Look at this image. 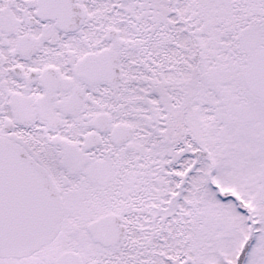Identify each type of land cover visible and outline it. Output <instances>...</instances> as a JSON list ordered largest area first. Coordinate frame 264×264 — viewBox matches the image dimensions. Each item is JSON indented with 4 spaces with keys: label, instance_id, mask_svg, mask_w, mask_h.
Wrapping results in <instances>:
<instances>
[{
    "label": "snow or ice",
    "instance_id": "6c2138e0",
    "mask_svg": "<svg viewBox=\"0 0 264 264\" xmlns=\"http://www.w3.org/2000/svg\"><path fill=\"white\" fill-rule=\"evenodd\" d=\"M0 264H264V0H0Z\"/></svg>",
    "mask_w": 264,
    "mask_h": 264
}]
</instances>
